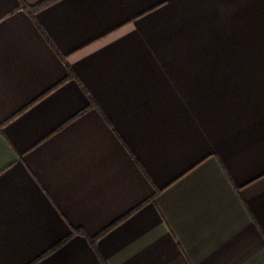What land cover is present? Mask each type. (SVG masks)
Wrapping results in <instances>:
<instances>
[{
    "label": "crops",
    "instance_id": "0c3cea01",
    "mask_svg": "<svg viewBox=\"0 0 264 264\" xmlns=\"http://www.w3.org/2000/svg\"><path fill=\"white\" fill-rule=\"evenodd\" d=\"M21 1L0 264H264V0Z\"/></svg>",
    "mask_w": 264,
    "mask_h": 264
},
{
    "label": "trees",
    "instance_id": "16d2710c",
    "mask_svg": "<svg viewBox=\"0 0 264 264\" xmlns=\"http://www.w3.org/2000/svg\"><path fill=\"white\" fill-rule=\"evenodd\" d=\"M54 1H56V0H47V1H44V2H42V3H40V4H38V5H33V6H31V5H28V4H26V3H24L23 1H21L22 2V7L24 8V10L35 20V14L40 10V9H42L43 7H45V6H47L48 4H50V3H52V2H54ZM73 75V74H72ZM86 92H87V90H86ZM89 94V93H88ZM90 96V100H91V103H92V105L93 106H96L97 104H96V102L94 101V99L91 97V95H89ZM121 220H123V219H121ZM120 220V221H121ZM120 221H117V222H115L113 225H111L108 229H106L105 231H103V232H101V233H99L97 236H95V237H88V239H89V241H90V244L92 245V247L94 248V250L95 251H97V253H98V255L100 256V254H99V252H98V248H97V242H98V240H99V238L101 237V236H103L106 232H108L111 228H113L114 226H116ZM61 244H63V242L62 243H60V244H58L55 248H57V247H59ZM55 248H52L50 251H49V253L50 252H52ZM49 253H47V254H49ZM100 258H102L101 256H100Z\"/></svg>",
    "mask_w": 264,
    "mask_h": 264
}]
</instances>
